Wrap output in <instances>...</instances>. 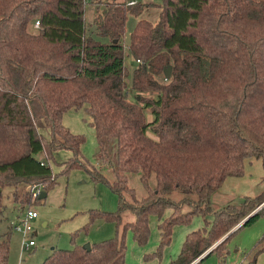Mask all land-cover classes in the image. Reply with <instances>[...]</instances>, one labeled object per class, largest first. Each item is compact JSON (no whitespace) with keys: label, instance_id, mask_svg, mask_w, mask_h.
I'll return each instance as SVG.
<instances>
[{"label":"trees","instance_id":"trees-1","mask_svg":"<svg viewBox=\"0 0 264 264\" xmlns=\"http://www.w3.org/2000/svg\"><path fill=\"white\" fill-rule=\"evenodd\" d=\"M92 2L86 32L85 0H0V210L4 185L39 182L46 193L55 181L51 161L63 163L62 172L83 167L117 193L116 211L89 212L90 221L113 220L116 233L89 248L71 236V248L54 246L40 264H124L126 229L145 243L148 215L167 207L157 250L174 224L213 215L208 229L185 235L169 264H188L225 236L209 252L223 257L237 229L264 217V189L224 206L211 199L227 176L243 173L245 159H264V0H159L158 18L137 19L126 45V18L145 3ZM34 20L35 31L28 27ZM83 104L101 147L110 149L111 179L79 160L84 136L61 121L66 109ZM59 149L71 151L63 162L54 159ZM129 172L140 174L141 199L127 184ZM174 192L182 197L173 199ZM185 203L190 208L182 211ZM126 209L134 219L123 222ZM7 238H0V264ZM260 252L264 232L249 261Z\"/></svg>","mask_w":264,"mask_h":264},{"label":"rangeland","instance_id":"rangeland-1","mask_svg":"<svg viewBox=\"0 0 264 264\" xmlns=\"http://www.w3.org/2000/svg\"><path fill=\"white\" fill-rule=\"evenodd\" d=\"M143 2L142 9L136 14H128L125 21V30L121 36L124 45L128 43L130 31L139 18H147L154 21L158 18L159 0H135ZM95 4L92 0H85L84 21L86 32L93 27L92 18ZM28 27L35 31L33 24ZM95 38L103 40V37L94 35ZM124 49H127L124 46ZM126 64L131 68L128 57H125ZM130 63V64H129ZM130 92V90L128 91ZM87 104L79 107L66 109L61 117L63 125L74 133L84 136L78 153L81 162L90 167H102V171L108 178H112L111 168L107 164L108 150L106 145L101 143L91 125V115L87 111ZM146 118L151 119V114L146 111ZM47 133V130L44 131ZM149 135L150 132H148ZM71 155L68 149H59L54 153V159L63 162ZM111 156V154H109ZM55 173L54 184L47 188L46 195L42 198L32 199L29 195L31 184L4 185L1 189L0 210V238L8 236V250L6 264H40L54 246L71 248L74 243L84 245L85 243L97 242L116 233V226L113 220L95 218L89 220V212L116 211L118 207L117 193L107 184L94 179L83 167H71L67 172H62L63 163L55 164L51 161ZM140 174L135 172L127 173V184L134 189L135 197L141 199L147 194L144 184L140 180ZM155 179L150 178V185H154ZM264 189V159L254 158L244 163L243 173L239 176H229L215 190L211 199L217 202L218 206L227 203L238 202L245 195H257ZM16 190L17 197L13 195ZM125 197L131 200L127 193ZM25 196L30 197V202H25ZM25 197V198H24ZM171 197L178 199L182 194L174 192ZM36 210L37 216L30 220L32 226L33 245L29 248L22 246L23 234L14 229V225L20 224L26 209ZM188 204H182L181 210L187 211ZM171 213V207L164 209L160 215L150 213L148 215V237L143 244H138L133 239L132 231L126 229L124 234L125 254L124 264H169L180 251L185 235L193 229L210 227L213 220L212 214L205 216L195 215L188 223H178L172 226L171 238L157 250L160 240L158 222ZM123 222L134 219L130 210L121 212ZM84 226H86L84 228ZM120 231V228L119 230ZM264 232V217L258 216L251 223L237 229L227 240V251L224 257L219 258L215 252L205 256L199 264H264V253L260 252L254 262H250L251 253H247L257 239ZM157 251V252H156Z\"/></svg>","mask_w":264,"mask_h":264},{"label":"built area","instance_id":"built-area-1","mask_svg":"<svg viewBox=\"0 0 264 264\" xmlns=\"http://www.w3.org/2000/svg\"><path fill=\"white\" fill-rule=\"evenodd\" d=\"M127 3L133 4V3H135V0H127ZM38 24H39L38 20H34L33 26L35 28L38 27ZM137 61H139V60H137ZM39 188H41V186L39 184L33 185L29 188V193H30V196L32 199H38L39 198V195L41 192V190ZM36 216H37L36 210H34L32 208H27L23 218L20 221V224H16L13 226L14 229L20 231L23 234L22 246L26 249L34 244L32 238H31L33 232H32V226L30 224V220L35 218ZM240 222H241V220L234 226V228H236ZM204 252H205V250L202 253H200L196 258H194L192 261H190L188 264H196L198 262L199 256L203 255Z\"/></svg>","mask_w":264,"mask_h":264},{"label":"water","instance_id":"water-1","mask_svg":"<svg viewBox=\"0 0 264 264\" xmlns=\"http://www.w3.org/2000/svg\"><path fill=\"white\" fill-rule=\"evenodd\" d=\"M170 71H171V65H167L166 67H164V69H163V73H164V76H165V78H168L169 76H170ZM46 195V193L43 191V190H41V192H40V195H39V198H42V197H44ZM255 211V209L253 210V211H251L249 214H247L243 219H241V222L239 223V225L241 224V223H243L253 212ZM238 225V226H239ZM234 229V228H233ZM225 236H223L222 238H220V240H218L217 242H215L213 245H211L209 248H207L206 250H205V252H204V254L203 255H201V256H199V259H198V261H200L202 258H204L205 256H207L208 254H209V252L211 251V249H212V247H214L218 242H220L221 241V239H223ZM84 247H86V248H89V243H85L84 244Z\"/></svg>","mask_w":264,"mask_h":264},{"label":"crops","instance_id":"crops-1","mask_svg":"<svg viewBox=\"0 0 264 264\" xmlns=\"http://www.w3.org/2000/svg\"><path fill=\"white\" fill-rule=\"evenodd\" d=\"M252 159H253V158L245 159V162H246V161H247V162H248V161H250V162H251V161H252ZM245 162H244V163H245ZM227 177H229V176H227ZM225 179H226V178H225ZM225 179H224V180H225ZM226 249H227V248H226ZM226 251H227V250H226ZM224 254H225V253H224ZM223 257H224V256H223ZM256 259H257V258H256ZM172 260H173V259H172ZM201 260H202V259H201ZM201 260H200V261H201ZM255 261H256V260H255Z\"/></svg>","mask_w":264,"mask_h":264}]
</instances>
